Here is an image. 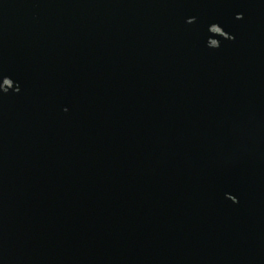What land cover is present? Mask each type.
I'll return each mask as SVG.
<instances>
[{"label":"water","instance_id":"water-1","mask_svg":"<svg viewBox=\"0 0 264 264\" xmlns=\"http://www.w3.org/2000/svg\"><path fill=\"white\" fill-rule=\"evenodd\" d=\"M0 264H264V0H0Z\"/></svg>","mask_w":264,"mask_h":264}]
</instances>
